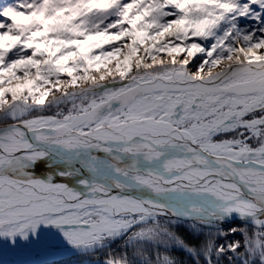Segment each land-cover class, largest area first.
<instances>
[{
	"label": "snow or ice",
	"instance_id": "snow-or-ice-1",
	"mask_svg": "<svg viewBox=\"0 0 264 264\" xmlns=\"http://www.w3.org/2000/svg\"><path fill=\"white\" fill-rule=\"evenodd\" d=\"M0 264H264V0H0Z\"/></svg>",
	"mask_w": 264,
	"mask_h": 264
}]
</instances>
